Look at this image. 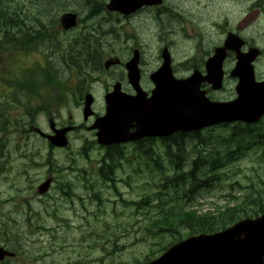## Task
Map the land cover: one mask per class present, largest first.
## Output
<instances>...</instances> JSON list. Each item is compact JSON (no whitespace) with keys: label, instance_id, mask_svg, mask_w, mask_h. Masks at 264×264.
<instances>
[{"label":"rangeland","instance_id":"374dc122","mask_svg":"<svg viewBox=\"0 0 264 264\" xmlns=\"http://www.w3.org/2000/svg\"><path fill=\"white\" fill-rule=\"evenodd\" d=\"M3 1L10 4V0ZM24 1L29 4L27 0ZM42 1L35 5L38 7L36 9L29 6L35 13L34 20H31L32 16L29 15L25 17V21L31 24L30 26L35 25L37 20L43 21L42 24L49 33H58V45L49 48L39 46L35 53L17 52L11 56L6 54L4 57L8 62L16 64V69L19 71L24 65L31 68L35 64H44L46 60L51 63L54 71L58 68L62 70L60 57L67 52L68 37H72L71 32L58 31L57 21L64 10L78 7L82 12V24L85 26L97 23L102 16H109L101 13L96 19L87 20L88 8H83L78 0H46L45 3L49 2L47 3L49 6L41 4ZM108 1L98 0L104 5ZM64 2L71 6H62ZM164 4L170 6L169 9L177 17L183 15V11L179 8L180 0H165ZM187 9L188 11L185 12L191 16L192 9ZM162 19L154 23L149 20L141 21L139 16H136L128 20L118 18V22H102L104 31L116 27L120 33L115 31V34L102 36L105 42L100 48L102 55L99 63L102 64L112 52L129 58L134 47H143V61L148 58L151 60L152 48H155L157 43L163 46L164 40L170 37L180 38L182 42L185 38L189 39L182 30L183 26L180 31L182 22L178 18L170 22L164 14ZM89 27L92 28L91 25ZM21 58L25 61L24 65ZM150 62L145 61L144 69H150ZM101 71L98 73L97 82L81 83L82 90L84 87H90L96 93L94 107L96 115L103 113L104 92L112 84L115 73H119L114 71L104 73L102 69ZM32 75L38 86L37 82L40 79L36 71ZM60 75L66 86L75 82L72 71H61ZM78 94L79 91L76 92V95ZM1 101L9 102L3 97L0 98ZM24 105V107L28 106L25 103ZM67 111L72 113L76 124L88 125L87 121L82 119L81 106H78V103L70 100L67 107L61 108L60 121H66ZM47 123L46 117L41 113H34L33 120L29 121L24 112L16 124V129L0 135V140L5 142L4 158L1 161L6 164L5 171L0 174V245L11 248L17 253L16 258L6 264H144L158 255H154L155 244L158 241L154 238L156 236H153L154 232L158 235L157 227L152 223L154 218L166 212L187 210L186 207L198 211L212 210L225 202L224 195L229 193L240 195L243 190H236L241 185L247 184L248 177L264 176V160L259 159V151L252 149L239 160L229 163L220 170L223 179L221 185L214 184L210 189L201 190L187 199L183 191L175 193L172 187L171 189L164 187L165 174L169 177L173 172L169 159L164 158V149L160 144L147 145L142 149L157 152L162 169H154L152 165H147L146 159L138 157L137 149L133 145H124L123 159L119 161L117 169L111 175L114 178V187H112L111 182L103 183L98 176L100 160L105 151L91 144L94 140L92 131L81 127L80 131L73 134L67 151L54 150L48 155L50 151L48 145L37 138L38 135L29 131L32 125L44 131L47 129ZM21 127H24L27 133L21 134ZM229 128L226 126L224 129H216L210 132L211 134L205 131L201 136H211L208 138L211 142L212 138L216 140V137L222 140ZM184 143L189 145L187 152L194 156L193 149L190 148L193 143L188 139ZM83 146L87 147V155H81L79 152ZM47 159L52 160L57 170L55 173L57 181L48 194L39 196L36 187L49 174ZM189 161L190 159L187 161L185 159L184 163ZM70 166L76 171L70 172ZM66 168L68 170L63 171ZM60 182L70 183L74 192L73 198L67 199L61 195L58 191ZM234 183L233 191L229 186ZM221 187L223 189H220ZM157 192L160 193L163 208L161 204L154 207L155 201L152 208L145 209L133 204L144 194ZM185 227L186 225L181 226L180 229L178 227L179 232H185ZM3 230H6V234ZM179 234L175 233V235ZM170 239L171 237L165 236L162 241L167 243Z\"/></svg>","mask_w":264,"mask_h":264},{"label":"water","instance_id":"95a60500","mask_svg":"<svg viewBox=\"0 0 264 264\" xmlns=\"http://www.w3.org/2000/svg\"><path fill=\"white\" fill-rule=\"evenodd\" d=\"M159 0H111L109 10L128 14L143 4L158 3ZM65 29L74 26V14H65L61 18ZM137 54L128 62L129 81L136 85L139 79L136 68ZM112 63L108 61L105 66ZM221 72L208 76L213 87H219ZM155 88L148 100L139 97L122 96L118 93L119 85L107 97L106 114L96 120L93 125L98 128L97 137L100 144H109L136 139L145 135H168L177 130L198 129L210 123L201 122V117L183 113L182 93L193 88L200 78L192 75L186 80L172 77L169 61L153 75ZM249 80H252L249 77ZM239 99L226 103L230 107V120L241 119L246 122L256 121L264 113V83L255 84L244 80L238 87ZM249 95V98H245ZM91 98L85 99L84 117L90 112ZM229 111V110H227ZM231 112L233 113L232 116ZM221 119V118H220ZM219 120V119H218ZM136 126V134L129 135V127ZM66 129L50 136L51 142L57 146H65ZM49 180L43 183L38 191L44 192ZM12 253L0 247V260ZM264 214L255 218H245L232 227L213 235H198L170 247L159 258L148 264H264Z\"/></svg>","mask_w":264,"mask_h":264},{"label":"flooded vegetation","instance_id":"af4514ba","mask_svg":"<svg viewBox=\"0 0 264 264\" xmlns=\"http://www.w3.org/2000/svg\"><path fill=\"white\" fill-rule=\"evenodd\" d=\"M78 2L83 8H88V11L99 8V6L93 5L91 0H78ZM164 2L165 0L160 5H143L131 15H116L127 20L139 16L141 21L149 20L154 23L162 21L164 14L167 15V20L170 22L178 18L182 22L179 27L180 31L183 26L182 30L186 32L189 39L185 38L183 42H178L177 38L170 37L168 45L173 58H177L176 61L184 62L180 68L179 65H176V69H180L181 73L178 72L182 76H188L193 70H199L202 75H205L207 60L216 50L221 49L222 51L219 52L222 57L220 66L224 76L228 77L230 82L220 91H213L209 85L202 84L207 97L212 101H227L235 98L236 85L239 81L237 76L245 74L249 64L254 73V81L264 80V0H180L179 8L183 11V15L180 17H177L169 9L170 6L165 5ZM103 8L104 6L101 10ZM187 8L192 9L191 16L185 12L188 11ZM74 9L76 11L79 8L74 7ZM95 32L99 33L100 31L96 29ZM99 34L102 35V32ZM101 43L104 42L101 41ZM138 48L142 76L149 75L158 67L160 45L157 43L156 47L152 48L151 60L146 59L151 61V67L148 70L143 67L146 61H143L142 58L143 47ZM119 68L121 73H124L122 63ZM143 89L149 92L151 88L150 85H143ZM56 112L57 110L54 109L53 112H48V116L55 115ZM41 113L45 114L44 111ZM66 124L61 125L58 120L54 126L61 128ZM44 131L50 132L48 125Z\"/></svg>","mask_w":264,"mask_h":264},{"label":"trees","instance_id":"16d2710c","mask_svg":"<svg viewBox=\"0 0 264 264\" xmlns=\"http://www.w3.org/2000/svg\"><path fill=\"white\" fill-rule=\"evenodd\" d=\"M46 0H43L41 4L44 6H49V2L45 3ZM20 1L18 3L16 0H10V4H6L3 0H0V55L4 52L14 54L17 52L24 51L25 45H34L37 41V37H42L43 34H40V28L35 31L34 25L27 24L25 21L26 16H32L31 20H34L35 13L29 8L28 5L22 6L20 5ZM28 6V10H27ZM33 12V13H32ZM29 19V18H28ZM39 23L40 21L37 20ZM40 26V25H39ZM83 43L82 45H84ZM91 46V45H90ZM28 47V46H26ZM88 46L81 47L83 52H88L86 49ZM92 59V60H91ZM76 63L90 64L91 62L95 65L98 63V59L94 57L88 58L84 54L79 55L77 59L75 58ZM29 73V72H28ZM25 76V77H24ZM48 78V73L45 75ZM5 82L8 85H11L12 90V100H18V102H22L23 97L21 95L24 93V87H26L31 94H34L31 86V81L24 75V70H21L19 73L17 72H9L7 77L5 78ZM8 109H4L0 111V132H6L11 125L14 126L15 119H9L7 112ZM242 132L234 133L230 136V141L233 142L236 140L238 150L230 151V147H227L225 150V154L227 156H232L233 158L237 157L240 149L244 143V134L243 129H240ZM172 146H166V156L170 160V165L173 167V176L165 179L164 187L171 186L177 190V186H185L188 185V193L193 194L199 187L200 184L203 185L201 181L200 174L203 169L209 166L210 163L205 162L200 156H196L191 159L190 162L184 163L182 160L185 155L188 157L187 146L184 143L177 142V136L172 138ZM199 145V143H198ZM199 146H193L192 148L195 150L196 154H203L205 159H212V156L218 152V147H211L206 145L205 149H197ZM104 159V165H108L110 167H114V161L118 160L121 157V151L113 147L111 151L108 153ZM111 161V164L106 160ZM217 161H223L221 159H217ZM107 163V164H106ZM223 164H216L212 170H216L220 168ZM211 171V170H210ZM103 179L106 178L107 174L103 171L100 172ZM214 174V173H212ZM260 180V179H259ZM168 183L169 185H166ZM260 186L256 184V182L249 180L248 185L246 187H239V190H243V197H233L230 198L229 201H233L234 203L230 206L225 204L223 207H217L213 211L205 210L198 211L196 209H180L177 212H166L161 214L160 216L154 218L152 223L157 227V233H155L154 238L158 239L156 242V253L161 252L165 247H167L171 242H175L185 236L187 234H193L196 232H212L216 231L219 228H224L231 224L235 219L248 215L250 213H258L264 211V179L260 182ZM155 199L161 204V208L163 203L160 197L159 192L155 194ZM185 227V232H179L181 226ZM179 227V229H178ZM153 233V235H154ZM175 233H180L179 235H175ZM168 236L171 237L170 241L164 243L162 239ZM155 253V254H156ZM7 262H3L1 264H6Z\"/></svg>","mask_w":264,"mask_h":264},{"label":"bare ground","instance_id":"6f19581e","mask_svg":"<svg viewBox=\"0 0 264 264\" xmlns=\"http://www.w3.org/2000/svg\"><path fill=\"white\" fill-rule=\"evenodd\" d=\"M53 6V5H52ZM56 6V5H55ZM48 12V11H47ZM39 13H41V12H39ZM41 15V14H40ZM134 15V14H133ZM170 21V20H169ZM92 60V59H91Z\"/></svg>","mask_w":264,"mask_h":264}]
</instances>
